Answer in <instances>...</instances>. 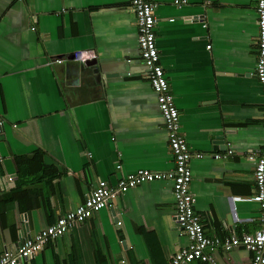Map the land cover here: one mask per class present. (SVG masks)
Returning a JSON list of instances; mask_svg holds the SVG:
<instances>
[{"label": "crops", "instance_id": "1", "mask_svg": "<svg viewBox=\"0 0 264 264\" xmlns=\"http://www.w3.org/2000/svg\"><path fill=\"white\" fill-rule=\"evenodd\" d=\"M132 1L0 0V253L75 210L99 180L175 168ZM152 2L160 63L193 152L196 214L211 237L255 232L250 155L264 149L257 0ZM80 50L97 62L85 79L78 62L49 64ZM113 203L19 264H171L189 246L172 180L143 182ZM214 257L251 264L253 254L237 246Z\"/></svg>", "mask_w": 264, "mask_h": 264}, {"label": "built area", "instance_id": "2", "mask_svg": "<svg viewBox=\"0 0 264 264\" xmlns=\"http://www.w3.org/2000/svg\"><path fill=\"white\" fill-rule=\"evenodd\" d=\"M186 1L174 0L177 5L186 3ZM132 6L136 14L141 58L148 70L152 87L157 94L159 108L165 120L170 148L175 158V168L168 172L141 169L120 178L115 184H111L106 180H99L90 195L75 210L68 211L66 214L61 215L54 224L22 240L16 250H7L0 253V264H19L22 259L30 260L44 250L49 242L58 239L74 226L84 222L100 210L109 207L110 202L117 199L120 194L143 182L160 179H169L174 182L177 227L180 234L188 236L190 240L188 247L173 255L171 264H190L194 261L204 264H221L214 257V252L218 250L229 251L237 246H243L252 252L251 264H264V149L250 155V158L255 159L256 164L254 171L256 194L254 197L259 202L261 209L260 228L255 232L242 235L235 233L214 237L207 235L201 217L196 214V198L191 190L193 152L180 133V111L176 105L164 67L160 63L155 33L156 7L152 0H133ZM256 10L259 26V60L256 75L264 86V0H257ZM203 27L206 28L207 23H203ZM210 47L211 45H208V48ZM72 55L81 62L95 58V53L89 50L76 51ZM65 60L67 59L54 57L50 59L49 64H62ZM3 124L4 122L0 120V127ZM232 154L233 150L228 149L226 153H217L214 157L218 159L224 155ZM197 156L204 158L206 154L199 153ZM118 168L120 169L121 165H118ZM117 223L118 225L122 224L119 221Z\"/></svg>", "mask_w": 264, "mask_h": 264}, {"label": "water", "instance_id": "3", "mask_svg": "<svg viewBox=\"0 0 264 264\" xmlns=\"http://www.w3.org/2000/svg\"><path fill=\"white\" fill-rule=\"evenodd\" d=\"M60 58H64V59H67V60H70V61H74V62H78V64L74 65L73 68L75 70H77V72H79L81 75H83V78L82 79H85V75L86 74H90L92 73L94 70H96V60H88L86 62H81V61H78L74 58V56L72 54L70 55H64V56H60ZM99 73H98V76H96V79L99 80L102 78V75L100 73V70L98 69ZM88 79V78H87ZM100 81V80H99ZM119 200V197L117 198ZM115 199V200H117ZM115 200H113L112 202H114L112 205H111V208L113 209L116 205H115ZM113 215H116V210L114 209V213Z\"/></svg>", "mask_w": 264, "mask_h": 264}]
</instances>
